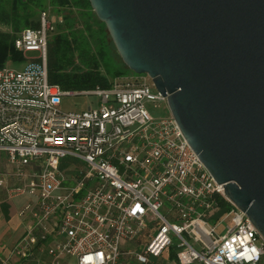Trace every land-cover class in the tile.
<instances>
[{
	"label": "built area",
	"instance_id": "built-area-1",
	"mask_svg": "<svg viewBox=\"0 0 264 264\" xmlns=\"http://www.w3.org/2000/svg\"><path fill=\"white\" fill-rule=\"evenodd\" d=\"M40 15L39 27L14 40L26 58L21 68L11 60L0 68V189L10 201L25 197V231L9 258L126 264L129 256L148 264L176 237L179 264H264L262 234L174 116L149 113L148 104L167 105L152 79L132 73L77 91L51 83L48 41L57 23L47 10ZM73 94L95 99L84 110L62 109ZM217 194L232 204L220 218Z\"/></svg>",
	"mask_w": 264,
	"mask_h": 264
},
{
	"label": "water",
	"instance_id": "water-1",
	"mask_svg": "<svg viewBox=\"0 0 264 264\" xmlns=\"http://www.w3.org/2000/svg\"><path fill=\"white\" fill-rule=\"evenodd\" d=\"M127 68L264 238V0H90Z\"/></svg>",
	"mask_w": 264,
	"mask_h": 264
},
{
	"label": "trees",
	"instance_id": "trees-1",
	"mask_svg": "<svg viewBox=\"0 0 264 264\" xmlns=\"http://www.w3.org/2000/svg\"><path fill=\"white\" fill-rule=\"evenodd\" d=\"M50 1L57 13L66 11L63 23L57 25L61 31L51 33L48 41L51 83L74 91L97 86L106 88L110 87L111 79L128 74L122 61L115 57L111 36L94 13L90 0ZM46 2L0 0V68L10 60L15 64L26 60L22 52L16 50L14 40L23 28L40 26V13L46 10ZM215 200V215L220 218L232 204L219 194L215 195Z\"/></svg>",
	"mask_w": 264,
	"mask_h": 264
},
{
	"label": "crops",
	"instance_id": "crops-1",
	"mask_svg": "<svg viewBox=\"0 0 264 264\" xmlns=\"http://www.w3.org/2000/svg\"><path fill=\"white\" fill-rule=\"evenodd\" d=\"M13 64L15 63L13 62ZM24 200L25 197H22V199L10 201L6 198L5 191L0 189V264L8 259L10 264H34V262L31 260H21L20 258L15 256L9 258L11 247L23 236L22 234L25 231L26 221L18 216V210L22 206L21 204L22 202H24ZM169 249L170 257L162 260L161 262H157V264H172V262L173 264H179L176 255H173L172 253V248ZM160 257H155L153 259H157L158 261V258ZM124 261L126 262V264L137 263V261L129 256H126ZM194 264L203 263L197 262Z\"/></svg>",
	"mask_w": 264,
	"mask_h": 264
},
{
	"label": "rangeland",
	"instance_id": "rangeland-1",
	"mask_svg": "<svg viewBox=\"0 0 264 264\" xmlns=\"http://www.w3.org/2000/svg\"><path fill=\"white\" fill-rule=\"evenodd\" d=\"M46 10L52 15V17H53L55 23H57V25L63 23V19H64L63 16L66 13L65 10H62V11H60V13H57L55 11V7L51 5V1L50 0H47V2H46ZM94 27H96L95 24H94ZM59 31H61V29H60L59 26H57L55 32L57 33ZM112 46H113V49H114L113 51L115 53V57L118 59V61H122V64L127 68V66L125 65L122 57H119V54L117 53V50H116V47H115L114 42H113ZM34 54H36V53L35 52H31V53H29L28 56H32ZM21 64L22 63L13 64L14 65L13 67L15 69L21 68V66H22ZM127 71H128V75H130V74L133 73L129 69ZM111 80H113V79H111ZM94 99L95 98L93 96L90 97V96H86V95H82V94L66 95L62 99V102H63L62 109L67 110V111L84 110V109L88 108L92 104V102H93ZM147 109H148V111H149L150 114H153L154 116H157V117H161V116L166 115V113L169 110L168 109V106L166 104L165 105L163 104V105H160V106H154V104H152V103L151 104H148ZM214 221L215 220L213 219L212 220V223ZM177 243H178V240L175 237L174 240H173V244L170 247V248H172L171 250H172L173 255L176 254V248H177V245L176 244ZM127 246L128 247H133L132 244H129ZM140 250H143V246H140L138 248V251H140ZM161 257L158 258V261H157V259H153L154 257H151V259L149 261H152V262H149L148 264H157V262H161L162 260L167 259L168 257H170V249L169 250H166ZM136 264H142V263L137 262ZM172 264H173V262H172Z\"/></svg>",
	"mask_w": 264,
	"mask_h": 264
}]
</instances>
